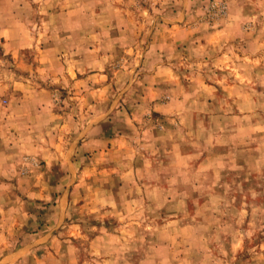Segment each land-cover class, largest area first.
<instances>
[{
    "label": "rangeland",
    "instance_id": "374dc122",
    "mask_svg": "<svg viewBox=\"0 0 264 264\" xmlns=\"http://www.w3.org/2000/svg\"><path fill=\"white\" fill-rule=\"evenodd\" d=\"M0 264H264V0H0Z\"/></svg>",
    "mask_w": 264,
    "mask_h": 264
}]
</instances>
